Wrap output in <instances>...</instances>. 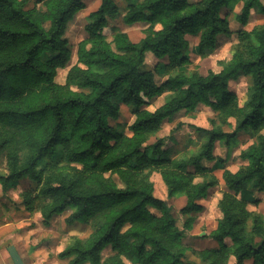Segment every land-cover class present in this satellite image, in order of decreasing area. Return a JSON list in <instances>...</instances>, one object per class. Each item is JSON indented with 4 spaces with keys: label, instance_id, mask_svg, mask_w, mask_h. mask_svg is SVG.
I'll list each match as a JSON object with an SVG mask.
<instances>
[{
    "label": "trees",
    "instance_id": "16d2710c",
    "mask_svg": "<svg viewBox=\"0 0 264 264\" xmlns=\"http://www.w3.org/2000/svg\"><path fill=\"white\" fill-rule=\"evenodd\" d=\"M122 1V22L145 24L143 37L133 42L109 29L120 8L115 0H100L87 16V37L77 44L75 63L58 83V71L71 59L65 30L85 8L83 0H44L31 8L28 0H0L2 191L27 178L36 189L22 194L29 215L38 211L47 226L69 212L66 225L90 226L88 236L73 237L57 254L68 264H190L184 262L188 251L204 264H264V220L248 210L246 197L264 193V24L236 32L230 59L218 72L181 69L190 62L186 35L197 37V51L205 57L219 36L232 34L222 8L240 1L235 19L245 26L253 10L264 14V2ZM149 52L164 62L153 69L166 76L160 85L152 71H141ZM240 78L249 80L242 106L229 87ZM161 95L163 104L150 111ZM199 104L215 116L210 129H196L204 138L196 153L172 158L161 139L149 143L165 121ZM121 105L134 117L128 134L110 125ZM240 132L254 141L239 153L244 165L231 172L214 149ZM204 161L222 169L225 191L216 227L207 235L213 245L196 251L183 242L169 204L154 196L151 175H160L168 200L185 198L179 214L190 231L193 214L202 209L198 202L217 185ZM106 248L110 254L103 258Z\"/></svg>",
    "mask_w": 264,
    "mask_h": 264
},
{
    "label": "rangeland",
    "instance_id": "374dc122",
    "mask_svg": "<svg viewBox=\"0 0 264 264\" xmlns=\"http://www.w3.org/2000/svg\"><path fill=\"white\" fill-rule=\"evenodd\" d=\"M44 0H28V8L33 6L41 7ZM200 0H188L189 3H197ZM264 2V0H262ZM120 8V15L116 20H108L110 28H117L121 32L126 33L131 41L137 42L143 37L146 25L143 23H135L126 25L122 22V14L125 3L122 0H115ZM85 8L76 13L71 21L67 24L65 30V39L68 41V48L71 52V59L68 67L64 70H59L56 76L58 83H63L67 69L75 63V52L77 44L85 39L86 33L84 30L87 24V16L95 11L100 0H83ZM242 3L236 2L232 8L221 9V16H226L229 28L232 31L231 36H219L216 47L205 57L199 55L197 51V37L186 35L185 38L189 42V57L190 62L181 69L185 72L197 71L202 75L208 71L218 72L221 69V63L230 59L231 49L237 43L236 32L245 30L251 31L254 27L264 24V14L258 10H253L249 20L245 26H242L235 19L236 15L240 14ZM110 34L108 35V38ZM159 63L150 52L146 54L145 63L141 67V71H152L154 79L158 85L166 80V76L162 72H155L153 69ZM249 80L240 78L237 81L229 83L230 89L236 93L239 106H242L247 99V87ZM117 101V100H116ZM164 102V96L161 95L154 99L152 105L148 107L153 111L156 107ZM215 116L214 112L204 105H197L194 109L182 111L169 121H165L161 130L149 140V143L161 139L169 148L172 158L189 156L196 153L200 145L204 142V138L196 131V129H210V120ZM130 109L125 106H120V110L116 119L110 121L111 126H118L119 130L128 134V126L133 122ZM234 125V121L230 122ZM232 128L224 127V131L230 132ZM249 133L240 132L234 142L229 145L225 143H217L214 149V155L217 159L224 162V167L231 172H235L239 167L244 165L239 158V153L246 149L252 142ZM216 161L208 163L203 162V165L212 168V175L217 179V185L208 190L207 196L198 203L202 206L200 212L193 214L195 221L190 231L183 228L184 218L180 216L179 210L185 205V198L179 197L168 200L166 187L163 184L158 173H152L151 181L154 186V196L157 199L163 200L169 204L171 214L176 220V226L179 229L183 242L190 249L196 251L202 250L213 245V242L207 238V235L215 229L216 223L220 217L217 202L221 198V194L225 191V186L221 179L222 169L215 167ZM43 165V164H42ZM42 165L40 167H42ZM5 159L0 156V175H5ZM116 180V178L114 177ZM26 191L35 192V184L29 179H21L9 185L6 192L2 191L0 186V247L12 246L21 251L26 260L33 259V255L38 253L37 259H33L28 264H68V260H59L57 253L61 251L73 237L85 238L89 235L91 229L88 225L73 224L66 225L65 218L69 212L54 216L47 226L43 225L42 218L38 211L29 215L22 204V194ZM248 210L258 213L264 220V193L263 192H248ZM256 200L254 203L253 201ZM2 243V244H1ZM33 248L32 255L28 256L27 249ZM27 251V252H26ZM110 254V248H106L103 252V258ZM184 262L190 264H204L196 255L190 251ZM231 263L233 260L230 261ZM244 264H251L245 262Z\"/></svg>",
    "mask_w": 264,
    "mask_h": 264
},
{
    "label": "crops",
    "instance_id": "0c3cea01",
    "mask_svg": "<svg viewBox=\"0 0 264 264\" xmlns=\"http://www.w3.org/2000/svg\"><path fill=\"white\" fill-rule=\"evenodd\" d=\"M32 249L33 248L31 247L27 249L28 252L27 251L26 252L28 256L32 255L31 253ZM23 256L24 254L15 247L12 246L7 247L2 245L0 247V264H28L29 261L33 259H37L39 255L38 253H35L33 255L34 258L30 260L24 259Z\"/></svg>",
    "mask_w": 264,
    "mask_h": 264
}]
</instances>
